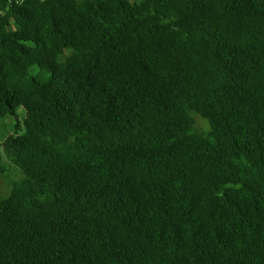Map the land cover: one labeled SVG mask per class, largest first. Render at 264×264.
Here are the masks:
<instances>
[{
  "label": "trees",
  "instance_id": "trees-1",
  "mask_svg": "<svg viewBox=\"0 0 264 264\" xmlns=\"http://www.w3.org/2000/svg\"><path fill=\"white\" fill-rule=\"evenodd\" d=\"M7 117L0 264H264V0H0Z\"/></svg>",
  "mask_w": 264,
  "mask_h": 264
},
{
  "label": "rangeland",
  "instance_id": "rangeland-1",
  "mask_svg": "<svg viewBox=\"0 0 264 264\" xmlns=\"http://www.w3.org/2000/svg\"><path fill=\"white\" fill-rule=\"evenodd\" d=\"M24 116V109L20 107L19 117ZM196 124L195 127L206 130L208 128L207 121L198 114H195ZM17 122L16 117H7L0 119V149L2 147L5 136L12 132L13 125ZM4 156L3 151L1 152ZM3 164L6 168L4 175L0 177V198L7 196L14 184L23 179L24 174L15 164H13L6 156L3 157Z\"/></svg>",
  "mask_w": 264,
  "mask_h": 264
}]
</instances>
